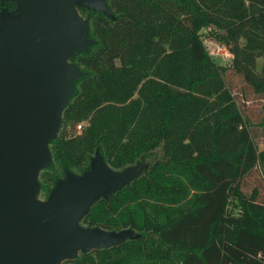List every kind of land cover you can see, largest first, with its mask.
Instances as JSON below:
<instances>
[{
	"label": "trees",
	"instance_id": "trees-1",
	"mask_svg": "<svg viewBox=\"0 0 264 264\" xmlns=\"http://www.w3.org/2000/svg\"><path fill=\"white\" fill-rule=\"evenodd\" d=\"M78 6L92 41L68 56L81 72L44 167L56 161L82 172L96 150L116 168L155 156L80 218L133 235L58 264H264V185L244 188L252 169L264 175V147L227 83L229 66L200 34L214 29L233 53L231 67L264 96V0ZM40 177L39 189L53 180L49 192L59 175L43 168Z\"/></svg>",
	"mask_w": 264,
	"mask_h": 264
},
{
	"label": "water",
	"instance_id": "water-1",
	"mask_svg": "<svg viewBox=\"0 0 264 264\" xmlns=\"http://www.w3.org/2000/svg\"><path fill=\"white\" fill-rule=\"evenodd\" d=\"M0 16V264H58L63 258L133 235L80 222L100 195L138 173L117 170L96 152L79 174L66 168L45 197L40 168L51 162L49 141L80 67L68 56L92 41L78 4L102 0H16Z\"/></svg>",
	"mask_w": 264,
	"mask_h": 264
},
{
	"label": "rangeland",
	"instance_id": "rangeland-1",
	"mask_svg": "<svg viewBox=\"0 0 264 264\" xmlns=\"http://www.w3.org/2000/svg\"><path fill=\"white\" fill-rule=\"evenodd\" d=\"M106 1V0H102ZM4 0H0V16H15L14 13L9 11L8 8L3 6ZM87 6V5H86ZM81 16L89 25L90 17H87V13L81 12L79 6H76ZM88 8L97 9L89 5ZM200 34L203 38L204 43L206 44L208 50L214 58L223 64H227L229 67L224 72V76L227 80V83L231 90L234 92L240 108L246 118L245 122L251 129L253 137L260 148L264 147V96L260 93L253 90L251 85L242 77L240 73L234 71L233 67H231L232 56L233 53L229 50L228 46L220 40L216 34L214 29L212 30L209 25H204L200 28ZM88 35V32L86 33ZM68 60L73 61L71 57H68ZM264 60V56L258 57V66L262 64ZM79 65V64H77ZM77 128V127H76ZM78 129V128H77ZM155 156V152L148 154L147 156L136 159L132 163L127 164L123 167H114L117 170H121L123 168H130V172L137 168L138 171L145 168ZM46 168L49 172L54 173V175H59V178H63L65 175L66 168H63V165L60 162H54V164L50 167H42L38 171L37 179L40 180V171ZM71 172L74 174H79L81 171L77 166H71L69 168ZM43 181V186L39 189L38 195L40 197H45L47 195V186L53 181L51 178H45ZM54 183V182H53ZM255 184L264 185V175L260 167H256L252 169L246 176L244 177V188L246 190L252 189ZM47 185V186H46ZM82 224V221H80ZM80 249H78V252Z\"/></svg>",
	"mask_w": 264,
	"mask_h": 264
},
{
	"label": "flooded vegetation",
	"instance_id": "flooded-vegetation-1",
	"mask_svg": "<svg viewBox=\"0 0 264 264\" xmlns=\"http://www.w3.org/2000/svg\"><path fill=\"white\" fill-rule=\"evenodd\" d=\"M16 4H17L16 0H4L3 6L5 8H8L9 11H11L16 15L17 14Z\"/></svg>",
	"mask_w": 264,
	"mask_h": 264
},
{
	"label": "built area",
	"instance_id": "built-area-1",
	"mask_svg": "<svg viewBox=\"0 0 264 264\" xmlns=\"http://www.w3.org/2000/svg\"><path fill=\"white\" fill-rule=\"evenodd\" d=\"M76 127L79 129L81 127V121L76 124Z\"/></svg>",
	"mask_w": 264,
	"mask_h": 264
}]
</instances>
